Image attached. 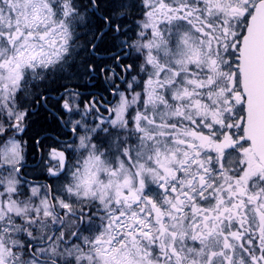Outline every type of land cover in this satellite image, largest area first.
<instances>
[{"label":"snow or ice","instance_id":"6c2138e0","mask_svg":"<svg viewBox=\"0 0 264 264\" xmlns=\"http://www.w3.org/2000/svg\"><path fill=\"white\" fill-rule=\"evenodd\" d=\"M0 264H264V0H0Z\"/></svg>","mask_w":264,"mask_h":264}]
</instances>
